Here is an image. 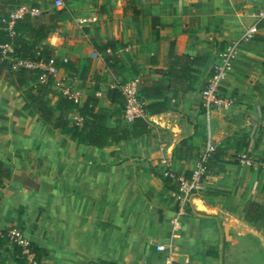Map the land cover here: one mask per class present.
Instances as JSON below:
<instances>
[{
    "label": "crops",
    "instance_id": "1",
    "mask_svg": "<svg viewBox=\"0 0 264 264\" xmlns=\"http://www.w3.org/2000/svg\"><path fill=\"white\" fill-rule=\"evenodd\" d=\"M54 2L22 0L14 10L46 23ZM62 2L59 24L43 43L78 73L66 80L58 69L56 80L79 89L81 101L97 86L98 107L106 108L107 89L137 77L152 105L142 117L151 133L100 149L76 144L36 116L15 117L18 94L0 79V163L10 176L0 185V230L16 227L22 212L23 237L44 251L37 264H166L170 244L174 264H222L224 228L264 248V220L243 218L246 202L264 207V0ZM89 17L96 21L78 23ZM252 26L253 39L242 40ZM227 57L220 92L234 103L207 121L201 89ZM208 132L215 152L203 191L171 239L168 173L190 177ZM243 153L251 166L238 159ZM17 262L0 243V264Z\"/></svg>",
    "mask_w": 264,
    "mask_h": 264
},
{
    "label": "trees",
    "instance_id": "2",
    "mask_svg": "<svg viewBox=\"0 0 264 264\" xmlns=\"http://www.w3.org/2000/svg\"><path fill=\"white\" fill-rule=\"evenodd\" d=\"M21 3L22 0H0V46L7 48L5 54L0 55V79H5L8 88L17 92L21 103L20 107L14 110L13 115L25 119L36 116L44 124H53L61 135L68 137L72 142L96 149L106 147L109 143L118 145L129 139L141 141L144 136L149 135L151 129L142 118L131 123V130L121 125L124 101L118 88L107 89L108 107L104 108L98 107V98L95 96L97 86L84 100L76 103L53 89L54 80L50 75L45 82H40L41 76L46 74L42 66L47 65L50 60H53L56 69L64 70L66 80H73L78 73L74 64L54 59L51 48L43 43L49 33L58 26L60 20L56 17L64 10H56L46 23L35 22L29 12H24L19 19H15L9 25L10 13ZM108 47L112 48V45L99 47L101 54ZM103 59L107 65L110 64L109 57L103 56ZM19 62L31 63L33 66L18 65ZM86 73L87 68L84 65L80 78L84 79ZM151 106L146 105L145 110ZM71 116H75L76 119H72ZM110 118L116 120L114 127L107 126V120ZM9 179V174L0 163V185L3 186V180ZM22 216L21 212L15 228L21 229ZM243 218L251 224L263 221L264 207L254 202H246ZM0 243L8 244L1 238ZM12 249L17 256V264H20L21 249L16 246H12ZM31 249L38 262L44 251L32 244Z\"/></svg>",
    "mask_w": 264,
    "mask_h": 264
},
{
    "label": "built area",
    "instance_id": "3",
    "mask_svg": "<svg viewBox=\"0 0 264 264\" xmlns=\"http://www.w3.org/2000/svg\"><path fill=\"white\" fill-rule=\"evenodd\" d=\"M54 7L56 10H65L62 0H55ZM24 12V8L12 11L10 13L11 21L9 25H11L12 21L15 19H19ZM262 16L264 17V11ZM95 21V17L80 18L78 23H93ZM256 32V26L250 27L243 33L242 40L253 39ZM6 51V47L0 46V55L3 56ZM91 57H97V54L92 53ZM228 59L229 57L225 59L223 64L216 67L213 75L207 79L206 84L201 89V109L207 121L215 110H227L234 103L233 98H226L220 92L222 80L225 77V72L228 68ZM18 65H25L27 67L33 66L31 63L22 62H19ZM42 67L46 71V74L41 76L40 82H45L47 76L50 75L54 80V86L58 88L62 96L71 99L76 103L81 102V91L79 89L65 86L64 83L56 80L58 69L54 67L53 60H50L47 65ZM117 88L119 89L124 101L121 120L124 124L130 125L134 120L142 118L145 114L146 100L139 90V79L137 77H131ZM95 96L98 99H101L103 93L101 91H97L95 92ZM214 152L215 146L211 140L210 133L208 132L205 147L199 155L197 164L192 170L190 177L186 178L179 176L173 172L168 173V177L175 185V188L170 193L171 203L173 206V213L170 219L171 239L177 237V234L182 228L183 219L188 215L192 208L193 200L199 198L203 191V181L206 178L207 165ZM238 159L247 166H251L253 164L247 153L239 155ZM262 165L264 166V162H262ZM0 238L6 240L10 247L16 246L21 249L20 264H37L34 253L31 249V244L23 237L20 229L14 227L7 230H0ZM156 249L159 252H163L165 250L162 245H157ZM171 251L172 246L170 244L166 264H174Z\"/></svg>",
    "mask_w": 264,
    "mask_h": 264
},
{
    "label": "rangeland",
    "instance_id": "4",
    "mask_svg": "<svg viewBox=\"0 0 264 264\" xmlns=\"http://www.w3.org/2000/svg\"><path fill=\"white\" fill-rule=\"evenodd\" d=\"M238 229V228H237ZM226 237L221 253L222 264H264V248L254 238H245V233L224 228Z\"/></svg>",
    "mask_w": 264,
    "mask_h": 264
}]
</instances>
